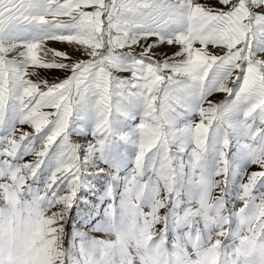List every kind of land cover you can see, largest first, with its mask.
<instances>
[{"label": "snow or ice", "instance_id": "obj_1", "mask_svg": "<svg viewBox=\"0 0 264 264\" xmlns=\"http://www.w3.org/2000/svg\"><path fill=\"white\" fill-rule=\"evenodd\" d=\"M170 240L264 264V0H0V264Z\"/></svg>", "mask_w": 264, "mask_h": 264}, {"label": "rangeland", "instance_id": "obj_2", "mask_svg": "<svg viewBox=\"0 0 264 264\" xmlns=\"http://www.w3.org/2000/svg\"><path fill=\"white\" fill-rule=\"evenodd\" d=\"M216 99H222V95H218L216 97ZM233 227H235V225H233ZM158 230H159V226H156L153 229V231H158ZM84 231L88 232L89 236L103 238L105 240H112V239H114L113 235H111V234L98 233V232H90L87 229H84ZM181 235H183V233H181ZM158 243H159L158 240L157 241H153V242L150 243L149 247H153L154 248L156 246V244H158ZM171 244H172V241L170 240L167 245H164V246L161 247V249H160V253H161V257H160L161 264H168V261L172 258L173 249L171 247ZM125 252L127 254H129V257L136 256L137 255V243H136V239L135 238H129L126 241ZM112 264H121V253L119 251H117L115 253V257H114V260H113Z\"/></svg>", "mask_w": 264, "mask_h": 264}]
</instances>
